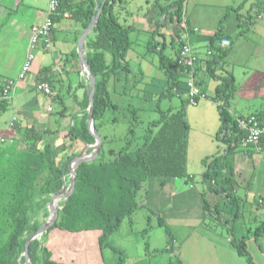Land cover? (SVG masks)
<instances>
[{"label": "rangeland", "instance_id": "obj_1", "mask_svg": "<svg viewBox=\"0 0 264 264\" xmlns=\"http://www.w3.org/2000/svg\"><path fill=\"white\" fill-rule=\"evenodd\" d=\"M174 1L177 0H116L113 9L119 23L133 29L129 32L130 47L125 55L126 71L110 76L106 85L112 102L120 108L114 114L107 111L106 119L112 120L102 125L99 134L108 136L104 149H118L131 139L127 133L132 120L131 109H137V116L144 121L143 126L159 118L160 110L181 109L188 126L185 172L190 178L181 193L177 190L175 195L161 203L151 198V195L156 196L145 182L144 189L137 192L136 208L122 219L106 243L123 255L122 264H249L246 256L238 254L237 245L247 251L254 264H264V146L251 157L245 152L248 147L239 146L236 154L225 158V163L231 162L234 171L231 176L233 200L227 198L229 195L226 197V192L212 193L202 174L207 169V162L216 154L224 156L228 148L226 140H222L224 133H218L220 116L217 104L223 102V98H216L215 88L219 82L201 65L193 78L205 94L204 99L195 105L187 103L185 89L178 90L170 98L160 97L165 76L159 69V54L153 46L159 48L165 41L164 54H173L168 42L174 33L160 23L159 12ZM48 2L0 0V75L16 84L18 92L24 85L27 87L22 100L18 95L13 96V90L6 103L0 104V139L18 144L26 142L24 134L17 135L10 127L15 117L16 124L22 128L49 129L46 139L59 150L67 142L64 137L67 127L82 114L76 98L80 85L88 83L81 74L76 53L81 34L62 32L60 25L56 24L60 30L56 32V39L65 43L50 51L38 44L31 52L34 59L30 70L23 80L17 79L25 60L30 26L35 19L37 22L43 19ZM182 6L183 38L188 39V28L193 30L189 43L199 59L212 56L206 55L208 45L202 38L212 35L219 25L224 35L234 39L223 71L234 79V90L227 96V114L233 118L264 111V0L245 3L243 0H183ZM248 15H252L250 21ZM9 29V35H5ZM154 29L158 34L152 37ZM87 35L89 38L93 36L91 31ZM67 41L73 42L76 55L69 53ZM55 62H60L59 69L51 71ZM44 67L49 69L44 71ZM221 72V69H215V74ZM45 73L51 74L48 85L53 93L61 96L62 102L37 89L38 77ZM186 80L183 79L182 84ZM26 101L30 114L24 116L20 106ZM260 118L264 123V113ZM37 144L42 146V142ZM249 149L255 150L254 147ZM84 150L85 145L74 142L73 148L58 158L64 159L70 153L78 155ZM206 156L208 160H203ZM64 182L68 187L69 174ZM168 188L166 184L165 196L169 193ZM45 211L47 204L34 218L41 225L48 218V211L44 214ZM75 236L73 232L51 228L43 234L40 243H44L50 260L56 264H101L100 261L119 264L118 252L110 247L100 248L98 231L83 233L84 243L80 245L76 244Z\"/></svg>", "mask_w": 264, "mask_h": 264}, {"label": "trees", "instance_id": "obj_2", "mask_svg": "<svg viewBox=\"0 0 264 264\" xmlns=\"http://www.w3.org/2000/svg\"><path fill=\"white\" fill-rule=\"evenodd\" d=\"M247 1L243 0V3ZM115 3L116 0H59L56 13L52 16L53 26L50 34L55 29L54 24L63 18L64 13L79 21L82 29H85L100 8L99 17L91 29L93 36H86L84 49L86 48V62L90 72L95 76L92 119L101 140V151L93 161L77 166L73 191L61 203L62 208L57 211V219L47 231L51 228L70 232L97 230L100 248L110 247L118 252L119 264H122L123 255L106 243V239L118 228L122 219L136 208L137 192L144 189L148 178L164 181L186 175L188 126L183 111H172L171 108L160 110L159 118L148 121L143 126L144 121L137 116V109L133 108L130 110L131 124L127 128L131 139L118 149H104L108 136L100 135L99 129L105 122L112 120L111 117L110 120L109 117L106 119L107 111L114 114L120 108L112 102L106 85L110 76L126 71L125 55L130 47L129 32L133 29L129 25L119 23L113 9ZM182 3L183 0L174 1L162 7L159 12L160 23L170 27L174 33V37L168 42L172 55L164 54L165 41L159 48L157 45L153 46V50L159 54V69L165 76V87L160 97L170 98L178 90L185 89L183 79L194 76L200 61H203L206 73L219 82L215 93L217 99L223 98V102L217 104L220 116L218 133H224L222 140H226L228 148L224 156L216 154L207 162L202 179L208 181L210 192H226V197L229 195L227 198L233 200L234 186L231 185V176L234 171L231 162L225 163V158L236 154L239 146L248 147L245 152L250 157L253 156L255 151L263 149L264 135L255 145L248 144L245 132L238 128L236 117L232 118L227 114V96L234 90V79L228 73L223 74V71L225 58L231 51L234 39L222 33L221 25L212 35L202 38L207 42V51L212 55L210 58L202 60L198 57L193 71L180 61L179 51L185 43V32L180 28L183 18ZM247 18L250 21L252 15ZM191 32L193 30L188 28V41ZM76 34L80 35L81 32ZM155 34H158L157 29L153 30L152 37ZM76 40L77 36L74 38V41ZM72 54L76 55L75 50ZM43 69L45 71L49 67ZM215 69H221L222 72L215 74ZM38 79L37 84L47 82L49 75L45 73ZM194 81L195 84L198 83L197 80ZM80 86L82 91L80 96H77L76 103L82 114L67 127L64 135L67 142H64L59 150L55 149L52 141L46 139L49 129L37 131L33 126L22 128L16 122L11 127L15 134H24L26 142H0V264H23V257H20L19 261L18 258L24 250L25 242L41 226V223L34 219L35 215L44 209L51 196L60 190L69 173L68 165L77 154H67L64 159H59L58 156L71 150L74 142L82 145L94 143L86 121L88 94L84 85ZM54 98L62 102L59 94L54 93L52 99ZM7 99L0 98V104L4 105ZM198 101H195L194 105ZM263 113L264 111H261L260 114L252 115L264 124L260 118ZM31 139L32 141L28 142ZM38 142H42L41 147H38ZM249 147H254L255 150H250ZM207 158L203 160H208ZM236 250L238 254L247 257L249 264H254L245 249L237 245ZM48 254L44 243L41 244L39 240L30 242L28 257L31 264H56L50 260Z\"/></svg>", "mask_w": 264, "mask_h": 264}, {"label": "built area", "instance_id": "obj_3", "mask_svg": "<svg viewBox=\"0 0 264 264\" xmlns=\"http://www.w3.org/2000/svg\"><path fill=\"white\" fill-rule=\"evenodd\" d=\"M58 5L59 0H49L46 16L43 22L31 26L28 50L21 71L17 77L18 81L23 80L30 70V64L34 59L31 52L37 49V45L41 44L45 48H49L51 46L50 31L53 26L52 16L56 13ZM262 12L264 13V9ZM66 17H68V14L64 13L63 18ZM184 22L185 20L180 23V28H185V25L183 24ZM206 55H210L209 51L206 52ZM179 58L182 64L189 67L190 70L193 71V65L195 61H197L198 56L193 51L188 39H186L185 43L181 45ZM86 85H88V83ZM3 86L4 87H2L0 92V98L7 99L9 98L10 91L15 88V84L12 81H7ZM36 87L44 95H48L51 98L53 97L54 93L50 89L47 82H40L36 85ZM185 90L187 93L186 99L189 104H194L195 101L205 98V94L196 86L193 75H190L185 81ZM47 110L51 111V108L47 107ZM236 121L238 128L245 132L246 142L248 144L255 145L259 141V138L264 135V124H262L255 115L250 114L244 117H236ZM14 122H17L15 117H13L10 126H12ZM0 141L2 142L4 140L1 138Z\"/></svg>", "mask_w": 264, "mask_h": 264}, {"label": "water", "instance_id": "obj_4", "mask_svg": "<svg viewBox=\"0 0 264 264\" xmlns=\"http://www.w3.org/2000/svg\"><path fill=\"white\" fill-rule=\"evenodd\" d=\"M100 13V8L97 10L95 16L91 19L89 25L83 30L81 35L79 36L76 44V53L79 59V63L81 66V74L85 76L86 82H88V85H86L87 94H88V106L86 108L87 110V127L89 133L94 138L93 144H87L85 145L84 152L78 154L75 156V158L70 162L68 165V171L70 175V183L68 187H65V183L63 182L62 187L58 192L53 194L47 203V211H48V218L46 222H44L39 229L31 234L24 245V250L22 254L19 256L18 261L20 260V257H23L24 262L23 264H31L29 257H28V247L31 241L33 240H39L41 241L42 235L47 232L48 228L56 221L57 219V211L62 208V206H59V204H54L56 201L57 203L64 202L68 196L71 194L74 188V182H75V169L77 166L83 162L89 163L93 161L100 153L101 151V140L96 132L94 126H93V119H92V112H93V95H94V85H95V76L91 74L90 68L86 62V52L84 51V43L85 38L87 34L91 31V29L94 27ZM87 151H89L87 153ZM19 264V263H18Z\"/></svg>", "mask_w": 264, "mask_h": 264}, {"label": "crops", "instance_id": "obj_5", "mask_svg": "<svg viewBox=\"0 0 264 264\" xmlns=\"http://www.w3.org/2000/svg\"><path fill=\"white\" fill-rule=\"evenodd\" d=\"M10 13V12H9ZM45 16H46V13H45ZM45 16L43 17V19L41 20V21H39V22H37V19H35V21L31 24V26L32 25H34V24H40V23H42L43 22V20H44V18H45ZM56 24H59L60 25V29L62 30V32H66V31H71L73 34H76V33H78V32H83V30L84 29H82V27H81V23L79 22V21H76V20H73L69 15H68V17H66V18H62L58 23H56ZM56 24H54V31L53 32H51V34H50V41H51V46L49 47V48H45L43 45H41L42 46V48L45 50V51H50V50H52V49H54L55 47H57V48H61L62 47V45L65 43L64 42V40H57L56 39V32L57 31H60V30H58L59 28H56ZM31 26H30V28H31ZM7 31V33L5 34V35H9V33H10V29L9 30H6ZM68 42V41H67ZM28 44H29V42H28ZM68 50H69V53L71 54L72 53V51L73 50H75V48H73L74 47V44H73V42H71V41H69L68 42ZM27 50H28V45H27ZM207 52V51H206ZM26 54H27V51H26ZM25 57H26V55H25ZM206 58V56H204V58H200V59H205ZM62 59V58H61ZM60 61H62V60H60ZM54 64V68L51 70V71H54V70H57V69H59V67H58V65H60V62H58V63H53ZM23 65V64H22ZM202 65V67H204L203 66V61H200V63H199V66H197V70L196 71H198L199 70V68H201L200 66ZM21 68H22V66H21ZM20 71H21V69H20ZM20 71H19V73H20ZM50 72V71H49ZM19 73H18V75H19ZM39 75V74H38ZM37 75V76H38ZM48 75V74H47ZM49 75H51V74H49ZM37 76H35V78H36V80H37ZM7 81H9V79H6L4 76H1L0 75V91L2 90V87H3V84H5ZM35 81V80H34ZM37 82V81H36ZM15 86H16V84H15ZM26 85H24L23 87H21V91H19L18 92V89H13L12 91L14 92V94H13V96L15 97L16 95H18L19 96V98L21 99L22 98V95L23 94H25V89H27V87H25ZM85 89H87V87H86V83H85ZM80 91V93H81V91H82V89H80L79 90ZM18 92V93H17ZM80 93L78 94V97L80 96ZM26 97H27V94H26ZM24 98V97H23ZM22 100V99H21ZM28 101H26L25 103H23V104H21V108H22V111H23V114H24V116H26V115H28V114H30V111L27 109L28 108V106H26V105H28V103H27ZM30 108V107H29ZM18 121V120H17ZM11 127V126H10ZM207 157V156H206ZM188 178H190V176L188 175V176H184V177H182V178H169V179H166V180H164V181H160L159 179H155V178H148L147 180H146V182L148 183V185H149V188L151 189V191L152 192H154V194H155V196L156 197H152V195H151V198H153V199H155V200H157L158 201V203H161V202H166L167 200H168V198H169V196H171V195H175L176 194V192L175 191H180V193H181V191L187 186L186 184H187V182L189 181V179ZM168 185L169 186V188H168V195H164V188H165V185ZM147 190V189H146ZM158 197V198H157ZM97 231V230H96ZM85 232H87V231H80V232H73L76 236H75V239H76V244L77 245H80V244H83L84 243V237H83V233H85ZM98 235H99V231H98ZM60 240H61V238H60ZM60 240H58V243L60 242ZM50 248V247H49ZM50 251H51V248H50ZM53 253H56L57 251H52ZM67 262V261H66ZM68 263V262H67ZM100 263L101 264H104V262H101L100 261Z\"/></svg>", "mask_w": 264, "mask_h": 264}, {"label": "bare ground", "instance_id": "obj_6", "mask_svg": "<svg viewBox=\"0 0 264 264\" xmlns=\"http://www.w3.org/2000/svg\"><path fill=\"white\" fill-rule=\"evenodd\" d=\"M57 202H58V201H56L54 204H55V205L58 204ZM44 214H45V212H44Z\"/></svg>", "mask_w": 264, "mask_h": 264}]
</instances>
